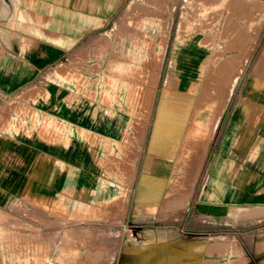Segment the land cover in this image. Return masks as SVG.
<instances>
[{"label":"crops","instance_id":"obj_1","mask_svg":"<svg viewBox=\"0 0 264 264\" xmlns=\"http://www.w3.org/2000/svg\"><path fill=\"white\" fill-rule=\"evenodd\" d=\"M99 16L75 9L73 0H0V105L15 102L27 108L22 110L23 119L20 114L14 116L16 126L0 125V202H4L3 206L10 205V201L15 203L20 219L24 221L26 216L36 219L39 225L35 226L34 222L32 225L40 229L46 225L54 227L40 220L44 213L52 215L55 210L72 214L95 207L105 212L103 204L112 201L107 211L120 216L93 219L95 222L87 225L90 232L87 236L83 234L81 240L109 245L113 255L97 250L96 256L84 258L87 262L96 257L97 264H103L104 259L115 264L116 253L121 249L164 241L167 248L162 254L166 262L176 260L169 264H264V246H261L264 240H254L253 233H249L255 224L253 218L232 223L233 227L239 225L248 230L240 237L234 234L212 240L209 226L212 221L227 217L237 206L264 207V99H255V109L245 110L249 99L243 93L249 79L235 107L224 108L217 120L215 129L221 119L223 131L215 142L216 153L208 176L204 185L191 192L186 207L175 211L164 208V189L159 191L156 186L145 184L141 190L148 181L170 179V174L148 172L147 157L139 174L138 165H132L131 181L135 179L140 184L130 196L129 221L127 227L124 225L120 217L128 206L121 210L115 204L122 192L121 177L102 176L97 162L99 152L104 155L110 148L117 151L122 143L127 114L122 112L121 98L113 92L112 100L106 104L99 98L84 96L57 76L62 67L70 66L92 81H102L106 64L94 66L98 61L93 58L100 51L112 49L99 43L90 46L88 39L99 27L98 23H89ZM116 36L117 31L107 35L112 45ZM170 97L172 102L186 101L175 90ZM107 98L108 95L104 96ZM175 112L164 109V102L159 103L156 118L174 116ZM176 141L178 137L164 152H171ZM155 145L152 141L153 151H157ZM192 147L194 154L186 161L189 178L197 160L199 163L203 160L206 149L201 143ZM177 203L181 206L185 201ZM138 207L142 208L141 212ZM187 209L205 219L191 222L190 216L184 217ZM164 212L170 217L177 214L176 218L168 224L160 223L168 217L162 215ZM57 221L61 222L62 218L59 216ZM68 223L74 222L68 220ZM151 223L164 224L169 229L159 234ZM204 224L208 228H202ZM70 228L62 230L66 234L71 232V237L43 240H78L67 230ZM105 230L112 231L106 235ZM80 231L84 233V225ZM149 236L154 240H149ZM195 243H201V248ZM123 251L119 264H142L132 252Z\"/></svg>","mask_w":264,"mask_h":264},{"label":"rangeland","instance_id":"obj_2","mask_svg":"<svg viewBox=\"0 0 264 264\" xmlns=\"http://www.w3.org/2000/svg\"><path fill=\"white\" fill-rule=\"evenodd\" d=\"M73 7L100 15L89 23L99 24L88 38L90 46L93 44L96 47L99 43V46H109L112 50L105 53L100 51L95 54V60L93 58V61H98V65L94 66L106 64L102 81H92L70 66L62 67L57 76L74 85V89L84 96L99 98L106 104L110 103L109 99L112 100L113 92L121 98L122 112L127 114L120 138L122 143L119 150L110 148L105 150L104 155L99 152L97 156L102 176L121 177L122 192L115 204L121 210L128 206L122 213L121 220L127 227L130 196L134 194L137 184H140L138 180L131 181L132 165H138L139 174L147 157L148 172L170 174L168 181H148L149 185L156 186L159 191L165 190L163 207L173 211L178 207L185 208L191 192L204 185L208 176L216 153L215 142L223 131L224 122L221 119L215 129L223 109L235 107L238 95L248 79L243 93L249 99L245 110L255 109V99H264V0H73ZM114 31H117V36L112 45L111 38H107V35H112ZM212 71L217 79L212 82L215 85L212 87V94L217 101H222L223 107L219 111H213L214 121L204 146L206 149L203 160L200 163L197 160L189 178L186 174L189 165L187 162L194 154L192 146L198 144L189 137L187 128L190 118L184 120L182 132L171 152L153 151L151 145L152 141L155 143L161 136L165 120L179 122L183 118V103L172 102L170 94L175 90L186 97L192 107L195 97ZM230 83L232 88H229ZM36 90L38 89L34 91ZM106 95L108 98L104 99ZM163 102L164 109L176 111L174 116L156 118L158 105ZM22 110L27 108L15 102L0 105V125L16 126L18 122L14 116L20 114L23 119ZM178 200L185 203L180 206ZM10 202L8 206H3L4 202H0V264H97L96 257L92 262H87L84 258L96 256L97 250H103L108 255L113 252L109 245H97L94 240H81L83 234L87 236L90 232L87 225L95 222L93 219L120 216L119 213L107 211V206L113 204L112 201L103 204L106 206L105 212L95 207L87 212L72 214L55 210L52 215L44 213V218L41 217L40 220L54 227L46 225L40 229L32 225L33 222L35 226L39 225L36 219L26 216L24 221L21 220L16 204ZM98 206L101 205L98 203ZM137 210L141 212L142 208L138 207ZM184 214L186 219L190 216L191 222L205 219L191 209H187ZM162 215L168 217L160 223L168 224L177 214L170 217L164 212ZM59 216L62 218L61 222L57 221ZM244 218L255 220L249 230L255 236L254 240H264V207L242 206L232 208L222 220L212 221V225H209L212 228V240H222L221 238L234 234L240 237L242 233H248L241 226L232 225ZM68 220L74 223L66 225ZM83 225L84 233L80 231ZM151 225L159 234L169 229L164 224ZM201 226L208 228V224ZM66 227H73L67 230L72 231L78 240H43L49 237H71V232L66 234L62 230ZM111 231L105 230V234ZM111 237L110 235L109 239ZM149 240H154V237L149 236ZM200 244L194 245L200 249ZM166 248L167 243L163 241L148 246H129L123 250L132 252L142 260V264L175 262L176 260L166 262L162 254ZM123 250L117 251L115 264L121 262ZM151 256L154 259H150ZM103 264H112V261L104 259Z\"/></svg>","mask_w":264,"mask_h":264},{"label":"bare ground","instance_id":"obj_3","mask_svg":"<svg viewBox=\"0 0 264 264\" xmlns=\"http://www.w3.org/2000/svg\"><path fill=\"white\" fill-rule=\"evenodd\" d=\"M240 69H241V64H240ZM213 80L214 81L217 80L215 78L214 71H212L211 75H209L208 78H206V80L204 81V84L200 92L195 97L194 104L192 103L193 104L192 107H190V104H189L190 102H188V99L185 97L186 101L184 102L183 108H182L183 118L179 120V122L165 120L162 123L163 129H161V136L156 140V145H155L157 150L164 151L165 149L169 150L172 147L176 138L179 136L180 132L182 131V124L184 123V120L187 118H190L188 128H187L190 134L189 136L190 139L197 141V143L203 144V147L206 145V141L208 138V132L212 128L213 121H214L215 115L213 111L214 110L219 111V109L221 110L223 107L222 101L221 102L217 101L215 98V95L212 94L213 93L212 87L215 86V85H212ZM229 88H232L231 83L229 84ZM228 95L230 96V91L228 92ZM145 184H148V182L142 184L141 190H143L144 188L143 186Z\"/></svg>","mask_w":264,"mask_h":264}]
</instances>
